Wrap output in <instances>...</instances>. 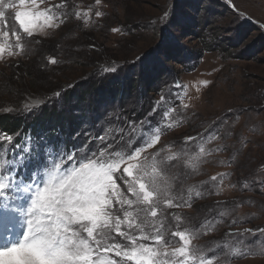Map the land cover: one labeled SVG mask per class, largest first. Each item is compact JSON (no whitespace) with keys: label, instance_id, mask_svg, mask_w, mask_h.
Returning a JSON list of instances; mask_svg holds the SVG:
<instances>
[{"label":"snow or ice","instance_id":"6c2138e0","mask_svg":"<svg viewBox=\"0 0 264 264\" xmlns=\"http://www.w3.org/2000/svg\"><path fill=\"white\" fill-rule=\"evenodd\" d=\"M107 7L105 0H0V63L26 58L34 51L30 45L41 42L35 37H47L70 20L84 29L97 26ZM171 17L165 10L159 22L166 25ZM44 61L45 68L62 62L53 55ZM102 71L116 67L102 66ZM209 83L193 87L200 93ZM166 88L142 118L109 112L96 126L99 133L77 132L73 139H84L71 147L0 131V264H231L234 258L264 255V227H242L256 214L238 212L252 201L218 200L201 205L196 215L185 211L237 187L225 185L230 172L189 181L225 150L217 141L239 115L232 125L224 114L195 136L162 143L164 135L188 121L192 107L187 84L177 80ZM13 95L18 102H0V114L27 115L46 102L18 90ZM234 159L218 163L230 167ZM257 173L256 180L238 181L241 191L253 190V184L264 191V164ZM222 226L227 230L219 240L195 243Z\"/></svg>","mask_w":264,"mask_h":264},{"label":"rangeland","instance_id":"374dc122","mask_svg":"<svg viewBox=\"0 0 264 264\" xmlns=\"http://www.w3.org/2000/svg\"><path fill=\"white\" fill-rule=\"evenodd\" d=\"M181 1L105 0L108 7L104 11L107 15L99 21L97 26L84 29L80 22L70 20L51 35L37 37L39 39L55 38L52 42L54 46L57 43L62 44L64 53H61L62 56L59 57L61 61L65 62L63 57L65 55L69 56V61L77 55L81 56L80 59H76L77 63L94 58L98 69H102L104 65L102 62L116 60L132 62L138 56L146 57L151 52L157 54L159 51L161 52V59L169 61L174 57L172 50L175 52L179 50L180 56L178 54L179 57L173 66V72L177 73L180 82L188 85V96L191 98L192 107L187 113L188 121L181 127L164 135L162 143L173 132L176 135L180 131L184 132L189 128V132H186V134L193 133L195 125L199 122L218 118L224 113L229 115L228 125H232L236 120L235 114H238L239 120L235 123V127H228L224 130L231 131V137H225L222 131L223 138L217 141V143L226 146L225 150L211 157L210 162L203 165L204 174L197 177L207 179L218 172L232 173L230 180L225 181V185L234 183L237 184V187L226 188L223 195L212 196L211 200H229L238 197L235 200L252 201L251 204H243L238 212L240 214L255 213L256 217L243 226L254 227L264 222V212L256 208L258 203H264V191H261L259 185L256 184L252 185L253 190L241 191L238 181L241 179H258L257 171L250 178H236L237 173L240 172L239 167L221 166L218 161L228 160L233 155L235 157L239 156L236 158L235 166L241 160V157L244 168H252V166H258L264 162V108H259L264 100V97L260 96L261 90H264V41L262 40L264 29L260 27L264 25V7L256 6L252 0H231L232 6L228 5L236 13V17H225L223 24L220 25H224V29H230L231 27L236 31L241 23H238V20L243 18L240 13H243L248 17L246 19L259 30L242 35L240 46L236 50L223 52L221 48L218 49L215 46V43L224 39L223 35L226 34L223 33L215 38L209 37V39L201 41L197 38L196 31L180 24L181 21H187L191 16L186 12V9L177 8ZM84 3H91V0H84ZM165 10H170L172 17L168 24L162 25L159 18ZM113 27H119L121 32H112ZM34 44L30 45L32 49L35 47ZM208 47L212 50L208 51ZM248 47L252 48V52L250 53L251 56H248L245 60L238 59L234 55ZM9 63H0V71L3 69L8 70ZM169 63L172 64L171 61ZM63 67L70 68L75 72L80 70L78 64L65 63ZM204 80L210 81V83L207 87L201 86L200 93H197L193 84ZM52 81H57L56 84L64 82L63 79ZM161 87L167 90L165 84ZM6 92H8L7 87L4 84L0 85V93ZM197 96H199V99L196 98ZM229 109L232 112H229ZM35 112H32V114ZM30 116V113L25 115L26 119H29ZM241 139L244 140L246 146L241 143ZM43 140H48V138L33 139V142L38 144ZM17 142H19V137H17ZM235 149H238V151L231 153ZM195 178L190 180L189 183H194ZM188 213L193 214L190 209H188ZM231 264H264V255L239 258L232 260Z\"/></svg>","mask_w":264,"mask_h":264},{"label":"trees","instance_id":"16d2710c","mask_svg":"<svg viewBox=\"0 0 264 264\" xmlns=\"http://www.w3.org/2000/svg\"><path fill=\"white\" fill-rule=\"evenodd\" d=\"M180 7L191 14L187 21H181L180 24L196 31L197 38L201 41L209 39V37L215 38L223 33L226 34L223 35L224 39L215 43V46L218 49L221 48L223 52L236 50L240 46L242 35L259 30L244 17H240L241 19L238 20V23H241L236 31L231 27L230 29H224L225 26L220 25L223 24V19L228 16L236 17V13L226 0H182L177 8ZM35 39L39 38L35 37ZM39 40L41 41L40 44H34V51H31L26 58H17L15 62L9 63L8 70L3 69L0 71V85L4 84L8 91L3 94L0 93V102L17 103V97L13 95L17 90L20 93H30L45 98L46 102L34 114L30 112L29 119H26L25 115L0 114V131L2 132L8 134H15L17 131L28 133L34 140L47 137V141L60 140L71 147L73 144L81 143L84 139L82 135L73 139L77 132L92 129L99 133L102 128L96 126L105 119L109 112L122 110V115L129 119L138 120L142 118L151 107L150 101L159 99L158 94L163 84L170 86L174 81H180L177 73L173 72V66L180 56L179 50H176V52L172 50L174 57L169 59L172 64L161 59L160 51L157 54L151 52L146 57L138 56L132 62L128 60L102 62L103 66H115V72H103L102 69H98L94 58L77 63L76 59L81 57L79 55L73 57L70 61L69 56L65 55L63 56L65 62L62 60L57 65H50L45 68L42 66L45 63L44 57L53 55L59 59L64 50L62 44L57 43L56 46L52 44L55 38H41ZM262 40L264 41V37ZM207 50L212 49L208 47ZM251 52L252 48L248 47L234 55L238 59L245 60L248 56H251ZM17 61L19 66H13ZM65 63L78 64L80 70L75 72L70 68L63 67ZM57 79H63L64 82L56 84L57 81H52ZM56 92H60L61 95L56 97L54 95ZM260 96L264 97L263 89ZM20 98H23V96ZM262 102L263 104L259 108H264V100ZM216 120L217 118H211L199 122L195 125L193 133L186 134V132H189V128L184 132L180 131L176 135L173 132L163 143L169 141L180 142L187 135L195 136L197 132L203 131L204 127ZM237 151L238 149H235L231 153ZM238 157H235L234 162L231 164L233 167H239L240 172L237 173L236 178H250L264 164L263 162L258 166H252V168H244L242 165L243 159L240 157L241 160L235 166ZM205 179L204 177H197L193 182ZM211 197L197 201L190 209L193 214H189L188 210L185 211L189 215H196L201 205H212L216 202V200H211ZM235 198L238 197L219 200L232 201ZM256 208L264 212V203H258ZM245 225L247 224H243L242 227ZM258 227H264V222L248 228ZM226 230L222 226L217 232L205 236L195 243L206 244L213 240H219ZM237 259L239 258L233 260Z\"/></svg>","mask_w":264,"mask_h":264},{"label":"built area","instance_id":"2783aa9c","mask_svg":"<svg viewBox=\"0 0 264 264\" xmlns=\"http://www.w3.org/2000/svg\"><path fill=\"white\" fill-rule=\"evenodd\" d=\"M258 7H264V0H252Z\"/></svg>","mask_w":264,"mask_h":264},{"label":"water","instance_id":"95a60500","mask_svg":"<svg viewBox=\"0 0 264 264\" xmlns=\"http://www.w3.org/2000/svg\"><path fill=\"white\" fill-rule=\"evenodd\" d=\"M228 2V4H230L232 6V3H229V0H226Z\"/></svg>","mask_w":264,"mask_h":264}]
</instances>
